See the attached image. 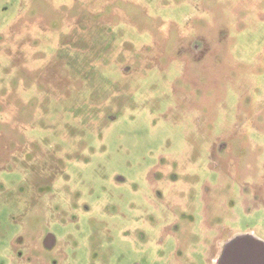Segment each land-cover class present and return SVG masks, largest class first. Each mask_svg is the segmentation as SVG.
I'll list each match as a JSON object with an SVG mask.
<instances>
[{"label": "rangeland", "instance_id": "obj_1", "mask_svg": "<svg viewBox=\"0 0 264 264\" xmlns=\"http://www.w3.org/2000/svg\"><path fill=\"white\" fill-rule=\"evenodd\" d=\"M237 233L264 241V0H0V264Z\"/></svg>", "mask_w": 264, "mask_h": 264}, {"label": "water", "instance_id": "obj_2", "mask_svg": "<svg viewBox=\"0 0 264 264\" xmlns=\"http://www.w3.org/2000/svg\"><path fill=\"white\" fill-rule=\"evenodd\" d=\"M216 264H264V241L252 233H241L223 243Z\"/></svg>", "mask_w": 264, "mask_h": 264}, {"label": "flooded vegetation", "instance_id": "obj_3", "mask_svg": "<svg viewBox=\"0 0 264 264\" xmlns=\"http://www.w3.org/2000/svg\"><path fill=\"white\" fill-rule=\"evenodd\" d=\"M170 180L172 181V182H174V181H176V177L175 176H173V177H170ZM197 205H198V193H197ZM167 208V210H169L170 211V207L169 206H167L166 207ZM182 216H186V213H183L182 214ZM190 217H191V215H190ZM238 234H241V233H237V234H235L234 236H232V237H230V238H228V239H225V240H217L218 241V245L217 246H215V245H212L211 247H210V252L212 253V255H213V260H214V264H216V259H217V257L220 255V253L222 252V249H223V243L224 242H226V241H228V240H230V239H232L233 237H235L236 235H238ZM50 238H52V241H53V237H50ZM174 238H177V237H174ZM196 238V241H197V244H198V237H195ZM51 239H48V241H50ZM47 247H52V246H50V244L49 245H47ZM177 255H185V254H193L192 252H195V251H190V250H181V249H175V251H174ZM196 252H200L199 251V249L196 251Z\"/></svg>", "mask_w": 264, "mask_h": 264}]
</instances>
